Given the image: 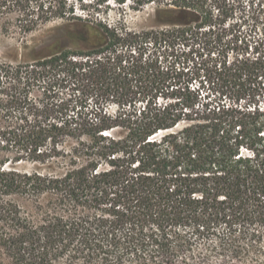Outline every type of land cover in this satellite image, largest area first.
<instances>
[{"label":"trees","instance_id":"trees-1","mask_svg":"<svg viewBox=\"0 0 264 264\" xmlns=\"http://www.w3.org/2000/svg\"><path fill=\"white\" fill-rule=\"evenodd\" d=\"M133 3L158 26L0 0L24 33L64 30L0 61L10 264H210L264 243V0Z\"/></svg>","mask_w":264,"mask_h":264},{"label":"rangeland","instance_id":"rangeland-1","mask_svg":"<svg viewBox=\"0 0 264 264\" xmlns=\"http://www.w3.org/2000/svg\"><path fill=\"white\" fill-rule=\"evenodd\" d=\"M88 1H92L93 4L88 9L111 22L123 20L133 29L158 26L155 20V4H149L140 10H134L131 7L134 4L133 0H125V3H120L119 0ZM16 18L14 14L0 17V61L17 62L26 60L30 55H33V50L44 48L64 37L61 20L41 25L37 30L30 33H24L16 26ZM64 43H66L65 40ZM21 165L25 168H31V165L27 163ZM260 246L257 249L242 252L243 256L241 257L213 258L210 264H264V243ZM207 251L205 248H197L194 253L199 257L201 253ZM0 264H10L1 246ZM197 264L206 263L203 259H198Z\"/></svg>","mask_w":264,"mask_h":264}]
</instances>
